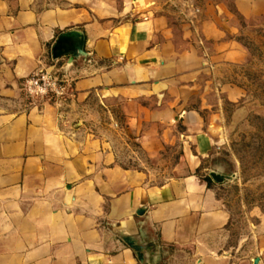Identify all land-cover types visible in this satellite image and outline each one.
Segmentation results:
<instances>
[{"label": "crops", "instance_id": "obj_1", "mask_svg": "<svg viewBox=\"0 0 264 264\" xmlns=\"http://www.w3.org/2000/svg\"><path fill=\"white\" fill-rule=\"evenodd\" d=\"M70 29L95 60L72 69L71 101L0 111V264H141L120 226L153 264H264V232L229 245L230 212L199 175L248 113L239 37L264 33V0H0V95ZM119 138L176 153L173 175L121 163Z\"/></svg>", "mask_w": 264, "mask_h": 264}, {"label": "rangeland", "instance_id": "obj_2", "mask_svg": "<svg viewBox=\"0 0 264 264\" xmlns=\"http://www.w3.org/2000/svg\"><path fill=\"white\" fill-rule=\"evenodd\" d=\"M239 38L250 53L247 66L236 77L245 87L246 95L241 104L248 107V113L199 169V175L204 178L211 170L226 177L222 182L211 180V183L215 184L217 195L231 215L227 242L231 246L253 226L256 233L264 232V33L257 29ZM41 101L28 97L20 86L15 97L0 95V111L16 112ZM117 146L121 163L145 171L152 182L161 183L173 175L171 164L176 153L162 152L149 158L135 144H126L120 138Z\"/></svg>", "mask_w": 264, "mask_h": 264}, {"label": "water", "instance_id": "obj_3", "mask_svg": "<svg viewBox=\"0 0 264 264\" xmlns=\"http://www.w3.org/2000/svg\"><path fill=\"white\" fill-rule=\"evenodd\" d=\"M85 37L83 31L79 29H70L58 35L51 47V57L53 60H61V71L66 75H71L72 69L78 64L95 63L92 59V53L84 49ZM213 182H222L226 177L213 170L208 173ZM143 210L138 211L142 214ZM117 235L135 252L141 264H153L159 256L158 250L154 249L153 245L149 244L136 231L126 226H120L115 229ZM258 258L254 259L257 264Z\"/></svg>", "mask_w": 264, "mask_h": 264}, {"label": "built area", "instance_id": "obj_4", "mask_svg": "<svg viewBox=\"0 0 264 264\" xmlns=\"http://www.w3.org/2000/svg\"><path fill=\"white\" fill-rule=\"evenodd\" d=\"M21 89L32 99H42L34 106L48 102L62 108L73 98L71 76L63 73L60 60H53L52 57L49 63L42 64L23 78ZM113 126L117 127V123L113 122Z\"/></svg>", "mask_w": 264, "mask_h": 264}, {"label": "trees", "instance_id": "obj_5", "mask_svg": "<svg viewBox=\"0 0 264 264\" xmlns=\"http://www.w3.org/2000/svg\"><path fill=\"white\" fill-rule=\"evenodd\" d=\"M205 180H206V182H207L208 184H211V179H210L209 176H206V177H205Z\"/></svg>", "mask_w": 264, "mask_h": 264}]
</instances>
